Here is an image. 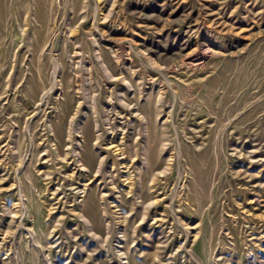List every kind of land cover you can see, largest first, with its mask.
I'll list each match as a JSON object with an SVG mask.
<instances>
[{
	"label": "rangeland",
	"instance_id": "374dc122",
	"mask_svg": "<svg viewBox=\"0 0 264 264\" xmlns=\"http://www.w3.org/2000/svg\"><path fill=\"white\" fill-rule=\"evenodd\" d=\"M0 264H264V0H0Z\"/></svg>",
	"mask_w": 264,
	"mask_h": 264
}]
</instances>
